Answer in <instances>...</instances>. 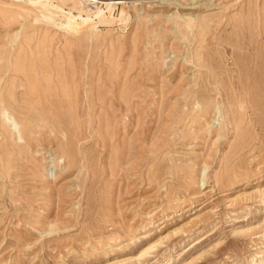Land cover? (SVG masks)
<instances>
[{
  "label": "rangeland",
  "instance_id": "obj_1",
  "mask_svg": "<svg viewBox=\"0 0 264 264\" xmlns=\"http://www.w3.org/2000/svg\"><path fill=\"white\" fill-rule=\"evenodd\" d=\"M81 1L0 0V264H264V0Z\"/></svg>",
  "mask_w": 264,
  "mask_h": 264
},
{
  "label": "bare ground",
  "instance_id": "obj_2",
  "mask_svg": "<svg viewBox=\"0 0 264 264\" xmlns=\"http://www.w3.org/2000/svg\"><path fill=\"white\" fill-rule=\"evenodd\" d=\"M29 3H31L32 5H35L36 7H38V6H40L41 8H43V9H45V10H48V7H51V8H53V9H59V7L58 6H56V5H54V3H53V0H27ZM211 1V0H210ZM82 2V1H81ZM194 1L192 0V3H193ZM95 3H96V7L95 8H98V5H97V2H95V0L93 1V0H84L83 2H82V5H84V6H86V7H88V6H90V5H95ZM162 3H166L167 5L165 6L166 8H168V7H170L171 5H179L177 2H175L174 0H164ZM195 4V3H194ZM204 4V3H203ZM207 4H209V3H207ZM114 5V3L113 4H111L110 5V7H112ZM175 7V6H174ZM194 8V6L192 7V8H188V9H193ZM89 9V11L91 12V9L90 8H88ZM88 9H84V10H82V8H77V12H78V17L80 18V19H82V21L83 22H86L88 19H89V17H88V15L86 14V17H82V13H86V11H88ZM99 11H100V8L98 9V10H96V11H92V12H94L95 14H98L99 13ZM66 17V16H65ZM71 18H72V16H71ZM70 18V19H71ZM69 19V20H70ZM188 21V20H187ZM190 21H191V19H190ZM191 23V22H190ZM187 23H185V25H186ZM194 24V23H193ZM193 24H192V26H193ZM181 27V26H180ZM180 27H178V28H180ZM184 27V26H183ZM189 27H191V26H189ZM188 28V27H187ZM186 29V28H185ZM184 29V30H185ZM192 30H193V28H191ZM179 30H181V28L179 29ZM183 30V29H182ZM181 30V31H182ZM191 30H189V32H190ZM194 31V30H193ZM185 33H186V31H185ZM185 33H183V35L185 34ZM194 33V32H193ZM192 33V34H193ZM250 46V45H249ZM243 47V46H242ZM246 47V46H245ZM249 48V47H248ZM254 58V57H253ZM258 62V60H256V63H254L253 64V66H252V68H248V69H246V68H241V70H240V73L238 74V77H239V82H241V80L242 79H245V78H247V76L248 75H250L249 73L251 72V73H255V72H257V70H258V66H257V63ZM250 67V66H249ZM259 73V72H258ZM248 80H249V78H248ZM251 80V79H250ZM242 83V82H241ZM218 87V86H217ZM4 110V109H3ZM242 111V110H241ZM3 114H5V112L3 113ZM4 117H5V115L3 116V119H4ZM10 118V117H9ZM6 119V118H5ZM4 119V120H5ZM6 121V120H5ZM4 121V122H5ZM10 121V120H9ZM7 122V121H6ZM10 123V122H9ZM8 124V123H7ZM17 124V123H16ZM18 126V125H17ZM8 127H11V125L10 126H8ZM12 127H14V124H13V121H12ZM9 129V128H8ZM16 129H18V128H16ZM13 130H15L14 128H12V131ZM16 132H18V131H16ZM15 132V133H16ZM17 134H20V133H17ZM19 137H22V136H19ZM146 252H147V249H146V251H144V253L146 254ZM142 256V255H141Z\"/></svg>",
  "mask_w": 264,
  "mask_h": 264
}]
</instances>
